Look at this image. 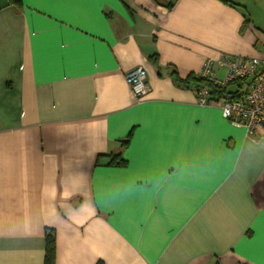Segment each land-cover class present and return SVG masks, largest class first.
I'll list each match as a JSON object with an SVG mask.
<instances>
[{
  "label": "crops",
  "instance_id": "crops-1",
  "mask_svg": "<svg viewBox=\"0 0 264 264\" xmlns=\"http://www.w3.org/2000/svg\"><path fill=\"white\" fill-rule=\"evenodd\" d=\"M221 53L264 0H0V264H264V136L172 74Z\"/></svg>",
  "mask_w": 264,
  "mask_h": 264
},
{
  "label": "built area",
  "instance_id": "built-area-1",
  "mask_svg": "<svg viewBox=\"0 0 264 264\" xmlns=\"http://www.w3.org/2000/svg\"><path fill=\"white\" fill-rule=\"evenodd\" d=\"M224 73L221 76L220 71ZM199 76L205 81L196 88L200 105L211 106L220 101L222 115L232 125L243 129L248 136H264V62L257 57H236L221 53L208 58ZM126 80L138 101L151 91L147 70L136 67L126 73ZM237 88L223 96H217L210 87L219 92L231 85Z\"/></svg>",
  "mask_w": 264,
  "mask_h": 264
},
{
  "label": "trees",
  "instance_id": "trees-1",
  "mask_svg": "<svg viewBox=\"0 0 264 264\" xmlns=\"http://www.w3.org/2000/svg\"><path fill=\"white\" fill-rule=\"evenodd\" d=\"M15 3H21V0H12ZM225 2H228V0H223ZM172 74L175 76V82L178 84H183L185 83L186 85L188 83L191 82H195L196 83V88H198L200 86V84H204L205 81L199 76V75H194L191 74L187 79H179L177 77V72L176 71H172ZM210 87L212 88V91H214V94L219 92L218 89H216V87H213L210 85ZM124 142H128V141H124ZM123 142V143H124ZM126 144V143H124ZM126 161L122 159V156L120 154L117 155H111L110 156V160H108L107 164L109 165H125ZM48 246H47V261L48 263H52L54 260V253H55V248H54V238L48 236V242H47Z\"/></svg>",
  "mask_w": 264,
  "mask_h": 264
}]
</instances>
